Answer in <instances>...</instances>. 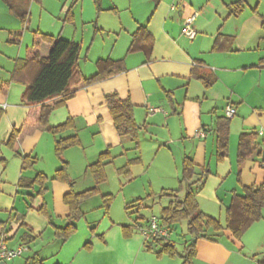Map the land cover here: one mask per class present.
<instances>
[{"label": "crops", "instance_id": "obj_1", "mask_svg": "<svg viewBox=\"0 0 264 264\" xmlns=\"http://www.w3.org/2000/svg\"><path fill=\"white\" fill-rule=\"evenodd\" d=\"M34 1L42 3L43 0ZM236 1L143 0V9L138 12L133 0H129L132 22L119 21L115 27L108 29L110 43L101 38L104 41L102 49L97 57H93L95 41L106 33L104 27L96 28L93 43L88 46L85 55L83 51L81 54L83 62L80 60L79 66L83 75L93 76L99 60H123L125 70L82 87L65 106L51 113L49 122L52 125L62 124L69 117L76 121L77 128L63 133L69 136L78 132L82 142L81 146L71 147L63 155L69 163L73 188L54 179L56 171L63 166V160L56 155L55 137L48 131L37 130L21 141L20 153L37 158L33 169L22 170V156L11 150L6 141L13 127H19L24 122L29 106L21 101L23 85L11 83L2 90L6 103H0L3 111L0 119V217H8L5 220L0 218V222L6 223L7 245L10 248L25 246L30 253L27 254L29 258L21 256L25 257V261L16 262L18 257L11 261L12 264H44L43 258L49 259L48 264H180L179 257H159L156 253L161 248L155 249L157 244L152 250L147 249L136 227L132 236L126 238L123 226L135 222L111 220L110 213L104 214L100 221H89L88 242L81 245L75 254L69 252H74L76 244L73 239L78 233L79 222L76 223V233L67 241L56 236V227L67 223L69 208L63 201L64 194L71 189L79 192L76 185L80 179L85 180L86 189L94 185L87 167L109 147L114 159L106 166L108 178V168L115 164L117 176L128 184L135 178V169L142 167L141 174L149 190L147 195H157L164 189H177L183 161L185 157H191L199 174L207 173L205 182L197 191V200L204 213V205H225L227 200L229 205L234 192L244 194L245 188L264 182L263 136L258 134L257 149L244 163L239 164L237 160L240 135L264 130V15L258 14L256 8L247 10L246 3L241 13L233 14L228 5ZM112 6L105 9H112L111 13L117 14V3ZM190 15L195 16L192 27L196 35L193 38L183 33L184 20ZM23 19L26 20L25 16L22 22ZM140 25L154 40L149 53L144 50L129 52L132 33ZM81 42L84 50V39ZM38 49L45 55L49 44L41 42ZM198 76L215 81L206 87ZM114 92L123 99L129 98L134 105L135 118L140 127L139 150L134 149L135 144L128 138L119 136L114 127L105 104L106 95ZM229 105L236 109V115L229 118L228 156L219 162L216 159V128L219 122L228 118L226 107ZM150 108H160V111L151 113ZM176 114L180 120L178 128L173 117ZM142 132L143 141L140 137ZM199 132L206 135L201 136ZM136 157H140L141 161L132 165L131 179L119 175L117 169ZM116 158L120 160L117 165ZM39 172L49 178L43 194H39L38 185L32 189L19 186L21 175L34 178ZM234 177H237V186L228 190L227 185ZM98 197L96 195L83 203L84 214L87 206L101 207L98 206ZM123 201L128 202L126 196ZM47 232L53 237L48 238L47 245H38ZM224 233L231 239L235 238L231 231ZM25 234L32 240L28 244L23 240ZM112 239L119 240V245L113 246ZM87 243L90 247L85 246ZM51 244L59 249L52 251L54 253L40 254ZM97 251L103 254H97ZM106 252L113 254H104Z\"/></svg>", "mask_w": 264, "mask_h": 264}, {"label": "trees", "instance_id": "obj_2", "mask_svg": "<svg viewBox=\"0 0 264 264\" xmlns=\"http://www.w3.org/2000/svg\"><path fill=\"white\" fill-rule=\"evenodd\" d=\"M99 2V0H97ZM246 0H237L228 5L233 14H239L245 7ZM24 23H25V19ZM14 41V40H13ZM11 41V42H13ZM41 42L49 44L47 54H43L38 49ZM153 37L144 26H139L132 33V42L129 52L144 50L149 53L153 46ZM83 51V44L74 39H66L61 35H53L35 32V42L28 55L24 58L15 60L11 79L4 82L2 89H7L11 83H18L24 86L21 94V101L29 106V112L21 126L13 127L6 145L17 155L22 156V170L33 169L37 163V158L31 155H22L20 153L21 141L30 133L37 130H45L55 137V153L63 160L62 168L56 171L55 180L67 183L73 188L74 181L71 179L68 168L69 163L64 160V152L74 146H81L82 142L78 132L64 136L63 133L70 129L77 128L76 121L69 117L67 121L59 125H52L49 122L51 113L62 106L67 101L75 97L77 91L84 86L99 82L118 74L125 70L123 60H99L97 62V72L90 77H85L80 69L79 62ZM206 87L213 85L215 80H209L204 76H198ZM111 114L114 127L123 138H128L135 144L134 149L139 150V124L135 118L134 105L129 98L123 99L118 93H110L105 97ZM3 111L0 108V119ZM217 152L216 159L222 162L229 151L230 119L225 118L219 122L217 128ZM259 135L257 132H244L240 135L238 144L237 160L239 164L244 163L252 153L257 149ZM110 147L101 152L98 159L87 167V172L91 174L94 185L80 192L71 189L64 194L63 201L68 206L67 223L63 227H56L57 237L67 241L77 231L76 223L84 217L82 205L89 198L100 194V185L108 180L106 166L113 161ZM141 158L130 159L124 166L117 169L119 175L126 178L132 177V165L140 163ZM197 164L191 157H185L182 165V176L177 189L162 190L158 195L151 193L144 198H139L126 205V210L132 214L133 207L150 205L144 202L147 199L166 197L168 204L162 207L161 214L158 216L162 225L167 226L172 234L173 227L183 221L187 224V234L191 236L189 241L185 242L182 251H179L175 242L170 238H156L151 242H146L147 249L152 250L154 244L161 245L157 255H167L169 257H180L182 264H194L197 255L196 244L201 237H208V230L214 229L220 232L224 229L231 231L236 239H241L244 233L256 222L264 218V182L259 185H253L245 188L244 194L233 193L231 203L226 209V225L207 214H205L198 203V189L205 182L207 173L199 174L196 170ZM48 176L44 173H37L34 178H27L21 175L19 186L32 189L39 186V194L46 191ZM114 200L112 193L102 194V208L105 213L110 211ZM44 207V206H43ZM43 208H40L42 211ZM139 214V210H136ZM151 217V216H150ZM149 220L144 215H138L134 218L133 225H124L123 233L126 238L133 234L134 228L139 222ZM6 223L0 222V242L6 234ZM29 235H23L25 244L32 240ZM7 242V239L5 238ZM85 246H89L87 243Z\"/></svg>", "mask_w": 264, "mask_h": 264}, {"label": "rangeland", "instance_id": "obj_3", "mask_svg": "<svg viewBox=\"0 0 264 264\" xmlns=\"http://www.w3.org/2000/svg\"><path fill=\"white\" fill-rule=\"evenodd\" d=\"M116 1L117 2H115V0H99V2H97V0H43L42 3H40L34 0H0V103H6V100L3 101L2 98L4 94L2 85L4 82L11 79L17 57L24 58L28 55V48L31 49L34 45L36 31L39 30L42 33L61 35L66 39L76 38L78 41L80 40V42L84 39L85 47L83 53L85 55L88 46L93 43L96 28L104 27L106 33L99 36L93 45L92 56L97 57L104 43L101 38H104L106 43H110L111 36L108 35L110 34L108 29L115 27L119 21L125 23L132 19L130 6H128L129 0ZM113 3H117L118 5V9L115 10L117 14L111 13L112 9L106 10L109 7H113ZM100 5H102L104 9H102ZM133 5L135 11H142L143 0H133ZM246 5L247 10H254L256 8L258 14L264 15V3L261 4L260 0H246ZM24 16L26 18L25 24L22 22V17ZM43 44L46 45L47 43L43 42ZM81 61L83 62V60ZM173 117L174 120H176V128L180 127L179 115L176 114ZM140 137L143 141V132L140 134ZM148 151L151 150L148 149ZM131 154L133 155L132 152ZM149 154L150 153H148V156ZM117 160L116 158V165L120 163V160ZM114 166L115 164L108 168L109 178L107 182L104 183V185H100V194L97 200H100L98 206L101 207L93 208L92 206H87L85 208L86 214H84L83 219L79 221L78 233L75 239H73L74 244L79 246L77 248H75L76 245L73 246L74 250H72L74 252H69V254H75L81 245L88 242L86 235L91 229L89 227V221L94 219L100 221V219L104 217V214H106L101 205L103 193L111 191L110 193L114 195V200L109 211L111 220L114 221L124 220L132 223L134 218L139 214L144 215L147 219L152 215L159 216L162 207L168 204L169 200L166 197L157 196L158 198L155 200L147 199V204H151L149 207L143 208V206H141L138 208V206H135L133 207L132 214H130V212L125 209L126 204L134 202L139 198L146 197L149 193L147 182L144 181L146 179L143 178L141 174L143 171L142 167H140V169L139 167L135 169L134 180L126 184L127 182L125 179H120L117 176ZM236 180L237 177H234L233 181L228 183V190L237 186ZM124 184H126L125 189H123ZM85 187V180L80 179L79 183L76 185L77 191H83L86 189ZM125 196L128 201L127 203L123 201ZM230 196L228 192L227 197L229 199L231 198ZM200 200L203 202L202 198ZM228 201L229 200H227L225 205L211 204L205 206L203 204L205 213L218 219L221 224L225 226L226 209L229 206ZM136 210H139V214ZM7 217L8 216L5 215L0 218L5 220ZM227 231L229 230L224 229L217 232L214 229H209L207 232L208 237L199 238L196 244L197 255L194 259V264H264V219L254 223L244 233L241 239L229 238L224 233ZM136 233L138 234V232ZM51 237H53V235L49 236V232H47L38 245L47 243L48 238ZM170 239L175 242L179 251L183 250L185 242L191 239V236L187 234V224L185 221L173 227ZM118 241L117 239H112L113 246H118ZM198 243L200 244V251L198 250ZM161 247L162 246L159 244L155 245V249H160ZM58 249L56 245L51 244L50 246L48 245L47 249L42 250L40 254H49V252H56ZM97 252V254H103L99 251ZM83 253H85V251H83ZM27 254H30L28 250L24 252L23 256H27ZM104 254L113 253L106 252ZM23 258L25 257L20 256L16 259V262L25 261ZM27 258H29V256H27ZM43 259H41V261L43 260V263L45 261L46 263L44 264L49 263V259L48 261L45 258ZM179 260L181 264L182 259L180 257ZM9 264H12V262ZM34 264L40 263L34 262Z\"/></svg>", "mask_w": 264, "mask_h": 264}, {"label": "built area", "instance_id": "obj_4", "mask_svg": "<svg viewBox=\"0 0 264 264\" xmlns=\"http://www.w3.org/2000/svg\"><path fill=\"white\" fill-rule=\"evenodd\" d=\"M193 16H188L184 20L183 33L190 38L196 35V31L192 27ZM160 111V108H150V112L154 113ZM236 115V109L232 106L226 107V116L232 118ZM259 135L264 137V130L258 132ZM199 135L205 136V132H199ZM136 229L142 235L145 242H151L156 238H170L171 231L167 226L161 224L158 216L152 215L146 222L137 223ZM28 250L25 246H19L17 248H10L5 241V235L0 242V264L1 262H11L14 259L22 256L24 252Z\"/></svg>", "mask_w": 264, "mask_h": 264}, {"label": "water", "instance_id": "obj_5", "mask_svg": "<svg viewBox=\"0 0 264 264\" xmlns=\"http://www.w3.org/2000/svg\"><path fill=\"white\" fill-rule=\"evenodd\" d=\"M1 264H6L5 262H1Z\"/></svg>", "mask_w": 264, "mask_h": 264}]
</instances>
